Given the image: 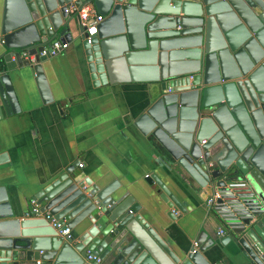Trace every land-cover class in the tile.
Segmentation results:
<instances>
[{
  "label": "water",
  "instance_id": "1",
  "mask_svg": "<svg viewBox=\"0 0 264 264\" xmlns=\"http://www.w3.org/2000/svg\"><path fill=\"white\" fill-rule=\"evenodd\" d=\"M85 6L102 16L90 39L78 15ZM57 38L79 40L94 85L145 83L132 124L161 168L207 195L245 178L253 201L232 205L218 242L202 231L195 247L175 252L132 196L83 178L77 161L48 179L32 197L37 212L21 217L0 185V264H84L88 256L94 264H225L221 254L230 264H264V0H4L0 121L20 112L12 70L28 66L42 101H53L42 66L50 56L39 52ZM147 178L171 211H185L155 173ZM46 214L62 227L85 224L64 240Z\"/></svg>",
  "mask_w": 264,
  "mask_h": 264
},
{
  "label": "crops",
  "instance_id": "2",
  "mask_svg": "<svg viewBox=\"0 0 264 264\" xmlns=\"http://www.w3.org/2000/svg\"><path fill=\"white\" fill-rule=\"evenodd\" d=\"M3 9L4 0H0V21ZM78 41H69L65 51L42 62L53 98L50 103L42 101L28 66L11 71L20 112L0 121V153L6 155L0 164V185L15 198V216L29 212L41 186L78 161L75 171L83 178L100 187L115 183L116 195L132 196L145 225L171 250L195 247L202 231L204 238L218 242L219 230H227L231 221L207 205L206 189L177 169L161 168L149 143L132 124L147 93L145 83L94 85ZM0 66L5 68L3 60ZM152 173L177 200L185 202L184 212L171 211L160 198L158 186L147 180ZM84 224L71 229V234L79 233ZM220 247L228 251L231 245ZM220 261L230 264L224 254Z\"/></svg>",
  "mask_w": 264,
  "mask_h": 264
},
{
  "label": "built area",
  "instance_id": "3",
  "mask_svg": "<svg viewBox=\"0 0 264 264\" xmlns=\"http://www.w3.org/2000/svg\"><path fill=\"white\" fill-rule=\"evenodd\" d=\"M79 18L82 22V25L86 26L85 32L87 33L86 39L97 32V24L102 20V16L96 14L95 9L91 6H85L78 11ZM69 47L68 41H62L60 39H55L51 42L48 48L43 49L39 52V56L49 55L54 56L65 51ZM27 58V55H25ZM29 58L32 61H35L34 56L31 55ZM79 166H82L80 164ZM249 182L245 179L233 178L227 180L225 184L216 189L211 195L206 199L207 205L212 208L220 217L225 220L231 216V212L235 209L232 208V205L236 207L242 206L246 207L249 204H252L253 198L248 195L249 193ZM33 212H37V207L33 202ZM45 218L49 220L52 226L59 228L58 233L63 237L64 240H67L71 237V229L69 227H62L54 218L46 214ZM231 221V220H230ZM224 230H219L218 235H224ZM93 261L99 262L98 258L95 256H88L84 264H94ZM40 260H37V263H40Z\"/></svg>",
  "mask_w": 264,
  "mask_h": 264
}]
</instances>
